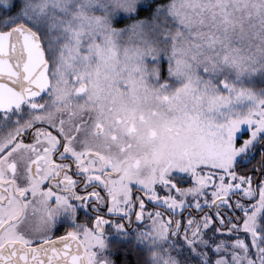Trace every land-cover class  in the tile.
<instances>
[{
    "label": "snow or ice",
    "instance_id": "obj_1",
    "mask_svg": "<svg viewBox=\"0 0 264 264\" xmlns=\"http://www.w3.org/2000/svg\"><path fill=\"white\" fill-rule=\"evenodd\" d=\"M258 70L264 0H0V264H264Z\"/></svg>",
    "mask_w": 264,
    "mask_h": 264
},
{
    "label": "flooded vegetation",
    "instance_id": "obj_2",
    "mask_svg": "<svg viewBox=\"0 0 264 264\" xmlns=\"http://www.w3.org/2000/svg\"><path fill=\"white\" fill-rule=\"evenodd\" d=\"M243 83L258 90L255 72L250 75H245ZM188 183H190V180ZM146 206L151 207V202H147ZM108 218L112 219V217ZM56 226L57 235H64L66 230L72 227L68 213H63L58 217V223ZM106 230L108 233L107 239L111 245L108 252L113 260V264H144V261L148 258L147 248L144 244L135 239L134 226L130 225L127 232H122L116 230L111 224H108L106 225Z\"/></svg>",
    "mask_w": 264,
    "mask_h": 264
},
{
    "label": "trees",
    "instance_id": "obj_3",
    "mask_svg": "<svg viewBox=\"0 0 264 264\" xmlns=\"http://www.w3.org/2000/svg\"><path fill=\"white\" fill-rule=\"evenodd\" d=\"M255 73L259 85H257L258 90L264 89V70H258Z\"/></svg>",
    "mask_w": 264,
    "mask_h": 264
},
{
    "label": "rangeland",
    "instance_id": "obj_4",
    "mask_svg": "<svg viewBox=\"0 0 264 264\" xmlns=\"http://www.w3.org/2000/svg\"><path fill=\"white\" fill-rule=\"evenodd\" d=\"M257 85H258V82H257ZM259 86V85H258Z\"/></svg>",
    "mask_w": 264,
    "mask_h": 264
}]
</instances>
